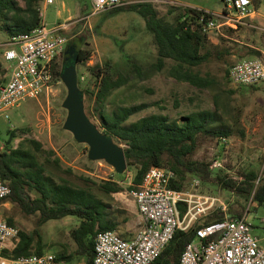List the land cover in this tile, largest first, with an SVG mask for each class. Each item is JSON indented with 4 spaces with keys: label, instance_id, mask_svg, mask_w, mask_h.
Listing matches in <instances>:
<instances>
[{
    "label": "rangeland",
    "instance_id": "rangeland-1",
    "mask_svg": "<svg viewBox=\"0 0 264 264\" xmlns=\"http://www.w3.org/2000/svg\"><path fill=\"white\" fill-rule=\"evenodd\" d=\"M47 1H39L40 11L44 14L42 21L48 27L64 24V32L69 41L78 37L84 40L82 47L91 52L85 64L76 65L80 89L94 87L89 67L97 64L105 67L108 62L113 77L118 78L122 74L128 77V82L112 92L106 100L105 109L111 111L118 106L141 103L148 105L132 115L126 124L153 113L182 121L192 112L203 109L216 111L217 119L208 126L207 132L198 135L195 149L187 159L209 162L212 168L222 169L223 174L236 181L242 180L250 171H255L258 177L254 181V189L249 196H242L217 183L199 181L196 184L199 179L191 174H188L184 188L195 194V199L209 198L207 205L214 200V205L203 213L199 223H203L208 214L218 209L223 202L227 205L228 215L236 208L242 210L252 224V233L263 236L264 204L259 205L255 201L254 192L264 182V82L255 86L236 85L230 81L226 70L236 61L251 57L246 54L251 48L264 52V24L241 25L234 31H228L225 26L211 30L208 36L209 48L215 55L208 62L194 67V70L201 75L210 74L216 84L201 89L170 76L172 60H167L161 70L157 69V46L139 13L125 10L115 14L106 11L89 15L92 0ZM176 1L180 6L208 9L214 14L221 13L225 8L222 0ZM19 2L24 4L23 0ZM152 3L160 16L173 20L174 14L170 11L174 4L158 1ZM257 8L264 12V0H260ZM9 37L0 30V60L5 68L8 62L3 55L6 47L2 44ZM62 60L63 55L58 58L57 64ZM7 77L8 71L1 75L0 83ZM66 96L67 87L57 77L50 93L37 99L27 98L19 106L10 109L9 119L0 117V146H3L7 138V131L16 130L14 146L24 143L37 153L39 160L46 163L47 170L58 180H68L74 186L85 188L101 198L114 216L117 231L126 238H133L141 229L138 214L131 210L136 203L129 190L136 169L128 164L124 173H118L104 160L89 159L88 145L78 142L64 128L68 114L63 107ZM84 104L86 112L91 114L95 105L94 98L84 95ZM94 121L100 123L97 116ZM223 128L229 130L226 142L222 141L223 135L215 136L212 133ZM30 139L41 143L39 151L29 142ZM116 142L123 148L126 146L121 141ZM215 160L221 165L213 166ZM107 181L117 182L123 190L105 192L101 184ZM6 200L8 204L0 207L1 217L12 218L14 224L28 234L35 235L38 231L42 236L44 253H52L59 259L54 264H85L84 256L76 254L77 243L72 235V231L79 225L78 218L69 216L41 224L39 212L27 214L17 203ZM69 254L72 258L67 260L65 256Z\"/></svg>",
    "mask_w": 264,
    "mask_h": 264
},
{
    "label": "trees",
    "instance_id": "trees-1",
    "mask_svg": "<svg viewBox=\"0 0 264 264\" xmlns=\"http://www.w3.org/2000/svg\"><path fill=\"white\" fill-rule=\"evenodd\" d=\"M23 1L24 6L19 0H0V30L9 36L27 32L42 21L40 0ZM252 2L258 7L260 0H252ZM125 10L139 13L144 18L147 29L153 34L158 54L157 69L161 70L167 60H172L169 74L178 81L188 82L201 89L211 88L216 84L215 78L210 74L201 75L194 70V67L208 62L215 55V52L209 48L208 36L211 31L205 32L200 22L205 10L174 5L170 11L174 14V18L169 21L159 15L151 1L144 0L117 7L110 10L109 14ZM213 16L212 13H207L205 19ZM227 28L228 31H234L230 27ZM74 41L81 47L78 51L77 63L85 64L91 52L82 47L84 40L77 37ZM246 54L264 58L263 52L254 48L247 50ZM2 64L0 60V77L8 71ZM56 64L57 62L55 67ZM105 64V67L98 64L89 67L94 79V87H83L82 92L87 97L94 98L95 101L91 114L87 112L91 120L94 121L97 116L100 122L97 124L94 121L97 126L115 141H121L126 145L124 150L127 163L136 169L129 190L142 184L149 169L166 167L176 173V178L171 183V186L176 189H185L184 182L188 174H191L199 181L220 184L242 196H249L252 193L254 181L258 177L255 171H250L242 180L236 181L229 175L223 174L222 169L212 168L209 162L187 159V156L195 149L198 135L207 132L208 126L217 119L216 111L203 109L192 112L182 121L172 119L165 114L153 113L126 124L132 115L148 105L141 103L118 106L111 111L106 110V100L114 90L128 82V77L121 74L118 78H114L108 68L110 64L108 62ZM62 67L61 62L55 69V76L59 79H61ZM226 73L229 75V69ZM212 133L215 136H227L229 130L223 128L214 130ZM15 138H17V131L9 129L3 146H0V176L11 188V194L6 199L17 203L27 214L39 212L41 224L67 216L78 218L80 224L72 231L77 243L76 254L84 256L85 264H94L95 236L100 231L117 228V224L107 218L109 215L106 210L107 205L93 192L74 186L68 180H58L51 171L47 170L46 163L40 161L37 153L30 147L25 146L24 143L14 146ZM29 142L37 151L42 147L36 140L30 139ZM101 186L107 193L123 190L117 182L107 181ZM254 199L259 205L264 204V182L256 188ZM180 208L184 213L186 207L181 205ZM229 214L235 219L242 217L243 211L236 208ZM224 216L225 212L218 208L211 211L207 219L200 224L222 220ZM7 221L14 224L12 218H8ZM194 236V227L187 231L177 230L158 258V262L179 264L185 246L193 240ZM43 245L42 236L38 231L34 235L20 230L16 247L12 251L4 250V254L13 258L29 254L41 255L44 253ZM65 258L70 260L72 255L69 254ZM58 260V257H55L54 263Z\"/></svg>",
    "mask_w": 264,
    "mask_h": 264
},
{
    "label": "built area",
    "instance_id": "built-area-1",
    "mask_svg": "<svg viewBox=\"0 0 264 264\" xmlns=\"http://www.w3.org/2000/svg\"><path fill=\"white\" fill-rule=\"evenodd\" d=\"M144 0H92L89 15ZM179 5L176 0H148ZM51 3L52 0H48ZM225 8L214 14L201 15L205 32L221 26L237 29L249 25L247 19L255 12L252 0H224ZM203 10V9H202ZM207 13L214 16L205 19ZM41 17H44L40 11ZM64 24L48 27L43 20L33 29L10 36L2 45L8 62V77L0 83V117L10 118V109L27 98H39L50 93L56 84L55 63L65 50L69 37ZM264 54V52H263ZM233 84L255 86L264 82V58L247 57L229 68ZM227 141V136H222ZM221 165L214 161L213 166ZM176 178L174 170L153 167L147 171L140 186L130 190L143 228L133 238L108 229L97 233L94 239V264H161L158 258L169 245L177 230L195 228V236L180 257L179 264H264V235L252 233L247 214L231 218L227 205L218 208L225 212L222 220L200 224V217L212 208L214 200L195 199V194L171 186ZM199 180L196 181V184ZM11 194V188L0 176V202ZM186 207L184 213L180 208ZM199 224V225H198ZM20 228L0 217V264H54L52 253L29 254L13 258L4 254L12 251L19 241Z\"/></svg>",
    "mask_w": 264,
    "mask_h": 264
},
{
    "label": "water",
    "instance_id": "water-1",
    "mask_svg": "<svg viewBox=\"0 0 264 264\" xmlns=\"http://www.w3.org/2000/svg\"><path fill=\"white\" fill-rule=\"evenodd\" d=\"M65 52H68V49ZM76 65L77 60L69 61L63 65L61 71V79L67 87V96L63 101V107L68 111L64 128L70 131L78 142L88 145L89 159L104 160L118 173H124L128 165L125 150L88 116L84 94L78 83Z\"/></svg>",
    "mask_w": 264,
    "mask_h": 264
},
{
    "label": "crops",
    "instance_id": "crops-1",
    "mask_svg": "<svg viewBox=\"0 0 264 264\" xmlns=\"http://www.w3.org/2000/svg\"><path fill=\"white\" fill-rule=\"evenodd\" d=\"M22 6H24V4H22V3H20ZM254 8H255V12L248 18V22H249V24H264V12H261V11H259V9L260 8H257V6H255L254 5ZM199 9V8H198ZM205 10V9H204ZM206 11H209L208 9H206ZM211 12V11H210ZM264 29V28H263ZM8 200H2L1 202H0V207H2V206H4V205H7L8 204V202H7ZM107 210V209H106ZM133 212H135V213H137L138 214V217H139V220H140V223H141V229L143 228V226H144V223L142 222V219H141V217H140V215H139V213H138V209H137V206H136V204H134V207H133V209H131ZM107 213L109 214L108 216H107V218H108V220L109 221H112V222H114V223H116V221H115V219H114V216L109 212V210H107ZM0 217H1V215H0ZM67 217H69V216H67ZM2 218V217H1ZM65 218V217H64ZM79 224H80V221H79ZM117 224V223H116ZM79 226V225H78ZM77 226V227H78ZM140 229V230H141ZM116 231H117V228L115 229ZM140 232V231H139Z\"/></svg>",
    "mask_w": 264,
    "mask_h": 264
},
{
    "label": "flooded vegetation",
    "instance_id": "flooded-vegetation-1",
    "mask_svg": "<svg viewBox=\"0 0 264 264\" xmlns=\"http://www.w3.org/2000/svg\"><path fill=\"white\" fill-rule=\"evenodd\" d=\"M80 44L76 41H69L66 46V50L68 49V52H64L63 55V65L66 64L69 61L77 60L78 57V51L80 50ZM65 50V51H66Z\"/></svg>",
    "mask_w": 264,
    "mask_h": 264
}]
</instances>
